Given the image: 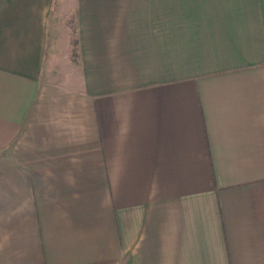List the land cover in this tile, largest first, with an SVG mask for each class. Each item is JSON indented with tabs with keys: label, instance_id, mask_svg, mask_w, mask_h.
I'll use <instances>...</instances> for the list:
<instances>
[{
	"label": "crops",
	"instance_id": "0c3cea01",
	"mask_svg": "<svg viewBox=\"0 0 264 264\" xmlns=\"http://www.w3.org/2000/svg\"><path fill=\"white\" fill-rule=\"evenodd\" d=\"M73 6L0 0V264H264V0Z\"/></svg>",
	"mask_w": 264,
	"mask_h": 264
},
{
	"label": "rangeland",
	"instance_id": "374dc122",
	"mask_svg": "<svg viewBox=\"0 0 264 264\" xmlns=\"http://www.w3.org/2000/svg\"><path fill=\"white\" fill-rule=\"evenodd\" d=\"M56 1H57V11L61 10L62 8L65 9L63 12L61 11L60 16L58 17L63 22H58V24L60 25V27H62L65 23L68 22V26H69L71 33L72 34L75 33V23H74L75 19L73 17V13L71 16H68V17L66 15H64L65 13L69 12L71 9L73 10V8H74L73 0H61L60 5H59V0H56ZM52 35H53V33H52Z\"/></svg>",
	"mask_w": 264,
	"mask_h": 264
}]
</instances>
